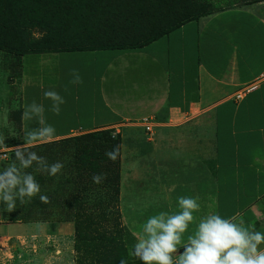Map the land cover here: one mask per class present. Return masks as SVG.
I'll return each instance as SVG.
<instances>
[{
  "label": "crops",
  "instance_id": "1",
  "mask_svg": "<svg viewBox=\"0 0 264 264\" xmlns=\"http://www.w3.org/2000/svg\"><path fill=\"white\" fill-rule=\"evenodd\" d=\"M31 55L56 57L65 79L77 70L83 81L81 100L65 99L59 115L47 106L56 140L140 129L145 150L125 147L124 168L154 166L155 184L166 187L169 167L211 164L214 213L264 232V1L201 17L139 50ZM145 118L155 122L151 133L139 125ZM25 128L32 124L21 119L22 141ZM166 189L160 210L174 198Z\"/></svg>",
  "mask_w": 264,
  "mask_h": 264
},
{
  "label": "rangeland",
  "instance_id": "2",
  "mask_svg": "<svg viewBox=\"0 0 264 264\" xmlns=\"http://www.w3.org/2000/svg\"><path fill=\"white\" fill-rule=\"evenodd\" d=\"M219 1L221 5L230 3L232 6L254 4L250 2L255 0ZM30 33L38 37L34 30ZM36 60L32 55L19 57L0 51V116L5 108L9 110L8 125L0 120V136L7 138V147L0 148L6 156L0 161V168L13 161V146L22 144L21 116L25 105L44 101L48 122L47 106L51 101L44 98V91L55 90L73 102L82 99L84 89L80 84L70 83L73 70L67 72L65 79L56 57L42 63ZM29 123L32 128L38 127L34 121ZM145 141L142 130L119 128L106 130L99 140L74 135L31 148L49 164L60 161L64 167L55 177L38 173L35 167L27 169L40 184V194L23 204L17 200L11 212L0 202V230H3L0 264H108L118 247L124 248L133 260L129 251L141 225L161 211L178 212V197H199L201 208L194 213L197 220L214 213L211 164L204 172L169 167L168 179L174 180V184L166 187L155 184L161 175L154 166L124 168L122 150L125 147L145 150ZM116 145L120 146V157L115 162L101 164L100 173L106 174V178L99 185L93 183V174L79 166L77 155L91 148L106 156L105 152ZM183 181L186 183H179ZM161 187L174 195L172 200L163 203L166 207L163 210L159 208L161 201L156 200ZM39 195H46L49 202L42 203ZM196 223L194 220L190 224L189 233L195 231Z\"/></svg>",
  "mask_w": 264,
  "mask_h": 264
},
{
  "label": "clouds",
  "instance_id": "3",
  "mask_svg": "<svg viewBox=\"0 0 264 264\" xmlns=\"http://www.w3.org/2000/svg\"><path fill=\"white\" fill-rule=\"evenodd\" d=\"M71 74L70 83L83 82L77 70ZM43 95L51 101L50 110L59 115L61 105L66 102L64 97L55 90H46ZM44 113L42 103L33 101L24 106L21 119L34 121L38 127L25 128L24 142L13 146V161L0 168V202L9 212L15 210L17 200L23 204L40 194V184L27 169L35 167L36 172L55 177L64 167L60 161L49 164L44 156L30 150L57 139L56 128L47 122ZM0 120L8 125L7 108ZM6 139L0 136V148L7 147ZM105 155L115 162L121 155L120 146L107 150ZM4 159L6 156L0 151V161ZM138 164L139 161H136L130 167L136 168ZM105 178L106 174L97 173L91 179L99 185ZM39 199L42 203L49 202L46 195H39ZM198 201V196H180L178 212L161 211L148 217L141 225L129 255L142 264H264V247H261L264 245V232L246 227L244 221H238L236 217L224 218L218 213H208L197 220L194 213L200 211ZM194 220L197 221L195 231L189 233V226ZM120 264L128 262L122 258Z\"/></svg>",
  "mask_w": 264,
  "mask_h": 264
},
{
  "label": "trees",
  "instance_id": "4",
  "mask_svg": "<svg viewBox=\"0 0 264 264\" xmlns=\"http://www.w3.org/2000/svg\"><path fill=\"white\" fill-rule=\"evenodd\" d=\"M232 6L221 5L219 0H0V51L19 57L106 49L134 51ZM33 30L37 38L30 33ZM104 132L82 136L99 140ZM77 161L90 174L100 173L101 164L111 162L91 148L80 152ZM122 258L132 261L126 250L118 247L108 264H120Z\"/></svg>",
  "mask_w": 264,
  "mask_h": 264
},
{
  "label": "built area",
  "instance_id": "5",
  "mask_svg": "<svg viewBox=\"0 0 264 264\" xmlns=\"http://www.w3.org/2000/svg\"><path fill=\"white\" fill-rule=\"evenodd\" d=\"M139 125L144 129L145 132L151 133L155 126V122L151 119H143L139 122Z\"/></svg>",
  "mask_w": 264,
  "mask_h": 264
}]
</instances>
